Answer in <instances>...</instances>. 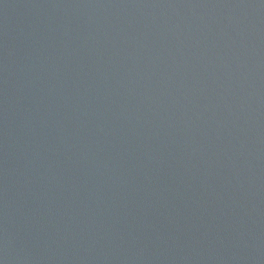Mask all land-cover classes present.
I'll use <instances>...</instances> for the list:
<instances>
[{"label": "water", "instance_id": "water-1", "mask_svg": "<svg viewBox=\"0 0 264 264\" xmlns=\"http://www.w3.org/2000/svg\"><path fill=\"white\" fill-rule=\"evenodd\" d=\"M0 264H109L60 165L0 0Z\"/></svg>", "mask_w": 264, "mask_h": 264}]
</instances>
